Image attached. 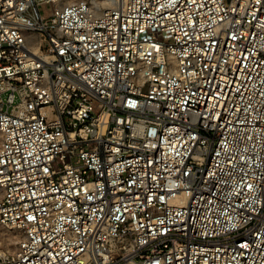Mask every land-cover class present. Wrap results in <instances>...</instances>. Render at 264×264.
<instances>
[{
	"label": "built area",
	"instance_id": "2783aa9c",
	"mask_svg": "<svg viewBox=\"0 0 264 264\" xmlns=\"http://www.w3.org/2000/svg\"><path fill=\"white\" fill-rule=\"evenodd\" d=\"M0 264H264V0H0Z\"/></svg>",
	"mask_w": 264,
	"mask_h": 264
},
{
	"label": "rangeland",
	"instance_id": "374dc122",
	"mask_svg": "<svg viewBox=\"0 0 264 264\" xmlns=\"http://www.w3.org/2000/svg\"><path fill=\"white\" fill-rule=\"evenodd\" d=\"M105 1L106 0H102L104 4H106ZM15 237H16V234L10 227L0 224V247L1 248L7 247L9 251H12L15 246L14 244Z\"/></svg>",
	"mask_w": 264,
	"mask_h": 264
},
{
	"label": "bare ground",
	"instance_id": "6f19581e",
	"mask_svg": "<svg viewBox=\"0 0 264 264\" xmlns=\"http://www.w3.org/2000/svg\"><path fill=\"white\" fill-rule=\"evenodd\" d=\"M111 0H106L105 2L107 3V2H110ZM7 248V247H6ZM8 249V248H7Z\"/></svg>",
	"mask_w": 264,
	"mask_h": 264
}]
</instances>
